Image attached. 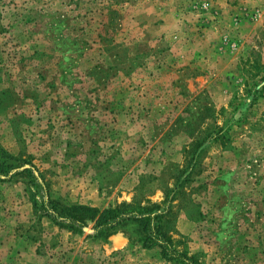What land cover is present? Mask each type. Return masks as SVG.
<instances>
[{"label": "rangeland", "instance_id": "1", "mask_svg": "<svg viewBox=\"0 0 264 264\" xmlns=\"http://www.w3.org/2000/svg\"><path fill=\"white\" fill-rule=\"evenodd\" d=\"M1 148L26 162L0 174V264H187L133 223L39 217L37 189L169 195L180 251L264 264V0H0Z\"/></svg>", "mask_w": 264, "mask_h": 264}, {"label": "trees", "instance_id": "2", "mask_svg": "<svg viewBox=\"0 0 264 264\" xmlns=\"http://www.w3.org/2000/svg\"><path fill=\"white\" fill-rule=\"evenodd\" d=\"M22 158L16 157L5 149H0V174L9 173L13 168L20 166ZM33 176L35 186H40L38 177L28 168ZM39 193L31 191L35 211L39 217L47 216L52 221L75 232H82L93 221L96 235L109 236L116 232L122 224L133 223L138 227L137 240L144 247L159 246L164 257L170 260H177L187 264H200L194 255H188L186 251H180L176 245V239L169 232L168 221L173 213V197H167L162 202L149 201V206H142L138 203H123L117 207L100 208L84 203L66 202L61 203L49 193L37 189ZM164 206V207H163Z\"/></svg>", "mask_w": 264, "mask_h": 264}]
</instances>
